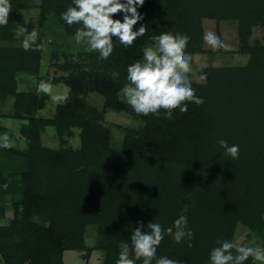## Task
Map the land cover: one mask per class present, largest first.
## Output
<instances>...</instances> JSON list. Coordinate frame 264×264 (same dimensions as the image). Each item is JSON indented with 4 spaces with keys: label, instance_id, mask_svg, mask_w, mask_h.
<instances>
[{
    "label": "trees",
    "instance_id": "obj_1",
    "mask_svg": "<svg viewBox=\"0 0 264 264\" xmlns=\"http://www.w3.org/2000/svg\"><path fill=\"white\" fill-rule=\"evenodd\" d=\"M10 3L9 23L0 27V103L12 98L7 115L28 122L20 128L24 148H0V221L9 218L0 223L1 264H64L65 251L86 249L103 251L101 264H116L121 243L130 244L138 224L146 229L153 221L167 229L181 215L194 233L193 246L165 235L158 256L209 264L216 240L232 242L239 224L248 231L242 246L251 247L252 238L259 237L264 247V42L249 41L253 27L264 28V0H145L138 8L144 18L134 30L143 24L147 34L132 47L115 40L108 60L83 48L64 52L54 64L63 72L56 74L42 71L45 18L66 11L72 0ZM36 7L41 47L26 52L16 30L32 31V18L22 10ZM115 18L122 20V15ZM205 18L237 22L247 63L210 62L204 68L206 80L191 79L204 103H188L186 113L176 109L170 120L163 118V110L159 118L137 115L120 92L127 67L142 59L152 36L164 32L187 34L186 52L204 54ZM60 20L68 34H75L78 25ZM20 74L61 82L69 100L56 104L53 116L39 115L49 96L37 88L19 90ZM94 93L103 98L101 111L89 100ZM109 110L128 112L137 123L120 126L116 138L103 122ZM47 126L62 138L79 129L81 145H45ZM4 134L10 140L14 136L0 124V137ZM220 139L239 145V159L224 154ZM89 225L101 229L102 239L94 247L85 242ZM255 262L250 257L245 264Z\"/></svg>",
    "mask_w": 264,
    "mask_h": 264
},
{
    "label": "clouds",
    "instance_id": "obj_2",
    "mask_svg": "<svg viewBox=\"0 0 264 264\" xmlns=\"http://www.w3.org/2000/svg\"><path fill=\"white\" fill-rule=\"evenodd\" d=\"M144 3L145 0H72V6L60 16L66 25L79 26L74 34L77 45L86 46L87 52L97 53L101 60H108L114 52L115 40L124 48H130L138 38L147 34V26L143 24L134 30V26L144 18L138 11ZM12 9L10 0H0V27H7ZM118 14L122 15V20L115 18ZM16 35L23 37L21 46L24 51L40 49L39 34L35 29L29 32L21 26ZM190 39L187 34L171 32L152 36L153 44L143 49L142 59L127 67V82L120 92L137 115L159 118L163 110V118L170 120L174 110L178 109L183 114L188 111V103L198 106L204 103L203 98L196 95L189 76L192 58L186 49ZM203 40L212 50L225 47L213 31L206 32ZM73 62H78L76 56ZM206 79L207 74H201V80ZM54 87L51 82L42 80L37 85V92L48 95L57 104L66 103L70 98L68 92L54 94ZM217 143L225 155L239 159L238 144L229 146L224 139ZM12 147L7 134L0 137V148ZM187 224L186 215L179 216L167 229L153 221L147 223L146 229L143 223L138 224L131 233L130 244L121 243L116 264H137V261L142 264H181L167 256H158L157 250L165 235L171 236L176 244L187 240V246L192 247L194 233ZM216 245L210 251L209 264H245L250 257L254 262L264 264V247H237L226 239H217Z\"/></svg>",
    "mask_w": 264,
    "mask_h": 264
},
{
    "label": "rangeland",
    "instance_id": "obj_3",
    "mask_svg": "<svg viewBox=\"0 0 264 264\" xmlns=\"http://www.w3.org/2000/svg\"><path fill=\"white\" fill-rule=\"evenodd\" d=\"M36 2L39 0H35ZM39 8L32 9H24L22 10L23 14L26 18H32L31 20V29H35L37 32L39 30ZM61 13H49L45 18V43L44 53H43V64L42 71L43 73L50 70L54 74L55 72H63L59 71L57 67L54 66L55 61H62L63 55L62 53L85 49L83 45H77L74 41V34H68L64 24L61 22L60 16ZM204 29L205 33L208 31H213L220 37L223 41L225 47L217 50H212L210 47L204 44L207 52L204 54H195L191 56V66L192 71L189 73L190 79H194L196 81L201 80V74H206L204 72V68L212 62L214 65H224V64H245L247 63L249 56L243 54L240 51L241 48V40L237 31V22L236 21H222L217 22L215 19L205 18L204 19ZM259 40L264 42V28L261 26L253 27L252 33L249 35V41L251 43ZM56 57L54 51L56 52ZM21 76V77H20ZM19 82V90H28L32 88H37V85L40 81L35 77H28L24 74H20ZM54 86V94H63L64 92H68V88L62 84L61 82L52 83ZM43 94V93H42ZM47 100L46 105L38 111V114L41 116H53L56 108L55 102L52 101L50 97ZM92 104L97 106L98 110H103V98L99 94H92L89 98ZM12 106V98L3 101L0 103V124L2 126L7 127L10 131L14 133L13 138L11 139L13 145L19 148H24L27 144V140L20 133V128L23 124H26L28 121L25 119L11 117L7 114L10 111ZM103 118V122L109 125L116 138L121 135V127L129 123L136 124L137 121L130 116L128 112L125 111H114L109 110L106 112ZM65 139V140H64ZM119 139V138H118ZM42 140L43 143L47 146L58 148L63 144L71 145L74 148H77L81 145V137L80 130L77 129L76 133L73 136L62 138L56 128L54 126H47L45 130L42 132ZM64 140V141H63ZM66 142V143H64ZM9 218L0 221V223L8 222ZM247 226L244 224H239L236 231L233 234L232 242L236 244L237 247L242 246L246 243L247 238ZM85 242L88 247L96 246L102 239L101 229L98 225H89L87 227V231L85 234ZM250 245V243L248 244ZM251 247H262L263 240L259 237L252 238ZM64 264H101L103 259V251L98 249L89 251L88 249L83 251L76 250H67L64 252ZM1 264V263H0ZM254 264H262L261 261H256Z\"/></svg>",
    "mask_w": 264,
    "mask_h": 264
}]
</instances>
